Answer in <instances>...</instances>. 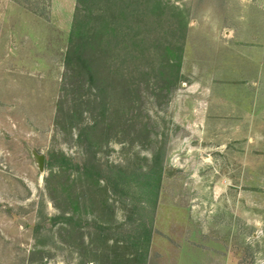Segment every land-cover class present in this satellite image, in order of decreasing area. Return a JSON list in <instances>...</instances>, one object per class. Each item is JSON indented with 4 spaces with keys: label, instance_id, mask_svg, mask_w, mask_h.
<instances>
[{
    "label": "rangeland",
    "instance_id": "obj_1",
    "mask_svg": "<svg viewBox=\"0 0 264 264\" xmlns=\"http://www.w3.org/2000/svg\"><path fill=\"white\" fill-rule=\"evenodd\" d=\"M134 2L0 0V264H134L113 169L161 172L143 264H264V0Z\"/></svg>",
    "mask_w": 264,
    "mask_h": 264
},
{
    "label": "trees",
    "instance_id": "obj_2",
    "mask_svg": "<svg viewBox=\"0 0 264 264\" xmlns=\"http://www.w3.org/2000/svg\"><path fill=\"white\" fill-rule=\"evenodd\" d=\"M134 1L135 4H132L134 7L132 9L131 15L135 14L137 11L136 8L139 9L142 6V3H140L139 0ZM146 1V3L150 4V2L153 0ZM74 40L72 41L70 52L67 57V65L68 67L72 66L73 68L80 65L83 70L85 69L87 72H89L90 79L94 82V77L90 73L89 61L80 58V56L78 57L79 50H81L83 46L87 47L88 45L86 44V35L81 36L80 34L79 36L74 37ZM78 173H80L82 176L81 179L86 175L91 174L92 178H94L95 184H98L99 180L101 179L100 177H103V172L100 170V167L94 164L89 166H78ZM108 173V180L110 185H112L113 190L116 191V196L120 197V199L124 200V202H126L128 198H123L121 195L119 196V194H117L119 190L124 192L125 190L133 191V189H135V191H137L136 193L140 196V200L136 204L138 218L133 222L132 230L127 233V236H125L124 239L129 247L134 249L133 262L136 264H143V262H146V257L149 253L153 235L154 218L157 210L160 184L162 180L161 172L158 169H151L145 172L141 171L134 176L135 179H130L128 174L122 170L116 172L113 169L108 171ZM132 186H134V188H132ZM130 201L131 203H134V200L130 199ZM62 214L64 218L65 212H62ZM65 219L69 221L71 220L67 218ZM103 230L105 229L103 228Z\"/></svg>",
    "mask_w": 264,
    "mask_h": 264
},
{
    "label": "water",
    "instance_id": "obj_3",
    "mask_svg": "<svg viewBox=\"0 0 264 264\" xmlns=\"http://www.w3.org/2000/svg\"><path fill=\"white\" fill-rule=\"evenodd\" d=\"M32 157L34 160V164L36 166V168L42 173L44 171V167H45V157L41 154H38L36 151L32 152ZM18 223L25 228L26 224L23 220H18Z\"/></svg>",
    "mask_w": 264,
    "mask_h": 264
}]
</instances>
